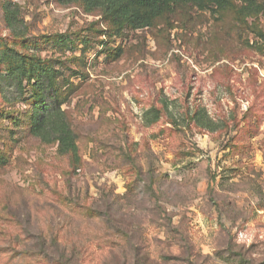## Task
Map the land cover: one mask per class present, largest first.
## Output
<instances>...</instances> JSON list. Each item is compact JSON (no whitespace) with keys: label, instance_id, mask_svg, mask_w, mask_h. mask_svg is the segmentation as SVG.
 Here are the masks:
<instances>
[{"label":"rangeland","instance_id":"rangeland-1","mask_svg":"<svg viewBox=\"0 0 264 264\" xmlns=\"http://www.w3.org/2000/svg\"><path fill=\"white\" fill-rule=\"evenodd\" d=\"M257 2L252 14L241 0L222 12L178 4L133 30L78 3L0 0V75L10 50L55 73L81 159L74 169L30 133L34 81L18 93L0 80V264H264ZM151 108L160 118L147 125Z\"/></svg>","mask_w":264,"mask_h":264},{"label":"trees","instance_id":"trees-1","mask_svg":"<svg viewBox=\"0 0 264 264\" xmlns=\"http://www.w3.org/2000/svg\"><path fill=\"white\" fill-rule=\"evenodd\" d=\"M61 5L80 4L87 13L95 9L106 11L116 27L128 25L133 30H143L154 26L156 21L170 9L178 4H192L201 10H214L222 12L230 5L231 0H56ZM244 4L243 12L252 14L263 10L257 0H241ZM4 20L9 28L15 29L13 35L23 38L25 26L20 15V9L16 4L8 2L4 6ZM22 25V29H18ZM3 60L9 66L8 71L0 75L3 83H8L16 88L18 93L25 89L27 81H34L37 92V102L33 106L30 133L39 138L45 144L56 143L58 154L69 156L78 169L80 164L77 135L70 127L65 113L58 100L57 79L50 68L45 67L42 61L35 57H27L14 51H6ZM163 108H165L164 103ZM147 125L157 122L160 118V109L151 108L147 112ZM200 111H196L191 119L201 128L211 129L200 118ZM172 123L178 125V121L171 117ZM137 259H147L140 252ZM66 264V263H62Z\"/></svg>","mask_w":264,"mask_h":264}]
</instances>
